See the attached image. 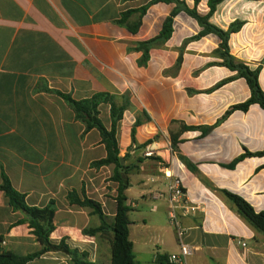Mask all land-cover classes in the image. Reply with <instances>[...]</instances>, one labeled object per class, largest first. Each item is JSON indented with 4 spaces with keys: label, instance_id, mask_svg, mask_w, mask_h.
Returning <instances> with one entry per match:
<instances>
[{
    "label": "crops",
    "instance_id": "1",
    "mask_svg": "<svg viewBox=\"0 0 264 264\" xmlns=\"http://www.w3.org/2000/svg\"><path fill=\"white\" fill-rule=\"evenodd\" d=\"M184 1L200 14L208 12V0ZM174 8L175 3L151 0H0V182L5 175L29 206L52 203V241L64 239L87 252L89 260L110 264L109 235L83 232L100 225L99 216L70 194L100 203L111 222L114 164L92 165L106 157L101 134L95 127L86 129L56 91L75 100L109 93L117 105H125L115 138L120 163L132 167L125 203L136 263L160 264L157 256L178 253L184 244L190 254L167 264H264V234L215 190L227 189L264 211V157H244L228 166L245 150L264 148V111L252 103L220 119L230 106L245 101L250 89L237 77L208 90L235 74L216 64L219 37L193 38L202 27L180 9L169 39L149 49L145 64L138 63L142 52L133 47L156 36ZM208 20L222 29L242 22L229 35V51L250 68L261 66L258 82L264 92V0H221ZM97 109L110 130V104L101 102ZM149 146L158 152L146 156ZM177 175L188 198L174 209L180 234L169 218L167 191ZM191 204L197 209L189 211ZM139 206L160 209L168 223L148 222ZM156 229L170 247L159 241L158 250L144 256ZM41 248L26 214L0 189V253L25 255ZM25 264L71 260L48 251Z\"/></svg>",
    "mask_w": 264,
    "mask_h": 264
},
{
    "label": "trees",
    "instance_id": "2",
    "mask_svg": "<svg viewBox=\"0 0 264 264\" xmlns=\"http://www.w3.org/2000/svg\"><path fill=\"white\" fill-rule=\"evenodd\" d=\"M196 1L197 0H195V2ZM220 1L221 0H208V12L206 14H200L195 7H188L184 0H151V3H175V8L164 19L161 30L156 36L144 41H140L135 47H133L134 50H140L142 52L141 57L138 59V63L140 65L145 64L149 57V49L154 45H161L169 39L172 33L173 18L175 14L181 9L189 16L193 17L202 27V30L198 32V34L193 38H199L200 36L208 33H213L219 37L220 43L216 48L215 53L218 54L221 60L216 64L226 66L235 72L234 75L225 80L219 81L208 90H212L227 80L237 77L244 78L250 89V96L245 101L230 106L220 119H224L234 109L245 111L252 103L259 104V106L264 111V92L258 82V75L261 66L258 65L255 68H250L249 65L235 58L229 51V35L230 33L237 31L241 27L242 22L234 21L227 29H222L211 24L208 20L209 16L215 9L216 4ZM144 10L145 8L141 9V12ZM124 15L125 14H123V16ZM117 22L122 23L121 19L117 20ZM181 59L182 57L179 55L175 67L179 66ZM56 93L71 105L76 117L85 123L86 129L95 127L99 130L107 153L105 158L93 161L92 165L101 166L106 164H114L110 179L117 182L115 195L116 211L111 222L107 221L106 216L101 211L100 203L86 197L81 200L77 197H73V193L70 194V199L72 201L81 206L90 207L92 212L97 214L101 220L100 225L97 227L84 228L83 232L90 235L97 233L109 235L108 240L110 244V264H137L134 259L132 242L128 237V225L130 223L128 212L130 207L125 203V190L129 186V172L132 167L120 163V157L118 156V148L115 138L116 124L117 121L122 117L125 105H117L114 102L113 96L105 92L94 93L90 97L80 100L73 99L70 94L67 93H62L59 91H56ZM101 102H108L110 104V130H107L98 118L99 112L97 106ZM132 138L134 139L133 135ZM249 156L264 157V148L256 152L245 150L228 166L233 167L238 160ZM0 189L4 191L5 195L8 197L10 205L13 208L21 209L26 214L29 226L32 228V232L42 245V248L39 251L27 253L25 255H16L10 251L1 252L0 264H25L26 262L39 257L48 251H58L69 256L71 264H100L89 260L87 252L79 251L76 248L70 247L64 239H60L58 242L52 241L50 238V233L53 230L54 216V208L52 203L44 207L27 205L24 194L15 190L11 186L9 179L3 174L0 182ZM215 190L230 203L232 208L249 225L264 234V211H255L254 208L244 198L227 189ZM157 260L160 264H167V257L165 254L157 256Z\"/></svg>",
    "mask_w": 264,
    "mask_h": 264
},
{
    "label": "built area",
    "instance_id": "3",
    "mask_svg": "<svg viewBox=\"0 0 264 264\" xmlns=\"http://www.w3.org/2000/svg\"><path fill=\"white\" fill-rule=\"evenodd\" d=\"M157 152H158L157 149L149 146L145 149L144 154L146 156H153ZM167 187H168V194H169L170 201H171V206H170L171 209L169 211V218L171 222L176 225L178 234H180L181 230L178 226V221L176 219V214L174 212V209L176 208L178 204L183 205V202H185L188 199L187 194L184 190L183 181L181 177H179L178 175L175 176L168 183ZM186 208L189 211H194L197 209V206L195 204H191L189 206H186ZM238 243H240L242 246L245 245V243L241 241H238ZM190 252H191L190 247L188 245L183 244L180 247V253L179 254H175V253L169 254L167 256V261L168 262H182L185 259V257L190 254Z\"/></svg>",
    "mask_w": 264,
    "mask_h": 264
},
{
    "label": "rangeland",
    "instance_id": "4",
    "mask_svg": "<svg viewBox=\"0 0 264 264\" xmlns=\"http://www.w3.org/2000/svg\"><path fill=\"white\" fill-rule=\"evenodd\" d=\"M167 191H168V187H167ZM141 208L145 216L144 218H146L148 222L153 223V224H158L161 222L168 223L169 219H167L166 216L164 217L163 213L161 214L160 209H158V211L156 212H150L149 207L147 206L138 207V209L140 210ZM148 238H149L148 242L144 245V248H145V250H143L144 256H148L149 253L154 254L158 250V246L160 247L159 241H162L163 246H166L167 249L170 247L166 242L167 240H165L166 237H164L161 234V231L159 229L154 230ZM179 253L180 251L175 254H179Z\"/></svg>",
    "mask_w": 264,
    "mask_h": 264
},
{
    "label": "water",
    "instance_id": "5",
    "mask_svg": "<svg viewBox=\"0 0 264 264\" xmlns=\"http://www.w3.org/2000/svg\"><path fill=\"white\" fill-rule=\"evenodd\" d=\"M120 161H121V162H123V159H122V158H120Z\"/></svg>",
    "mask_w": 264,
    "mask_h": 264
}]
</instances>
